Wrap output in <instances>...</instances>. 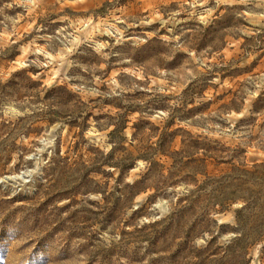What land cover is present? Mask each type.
Segmentation results:
<instances>
[{
  "label": "rangeland",
  "instance_id": "1",
  "mask_svg": "<svg viewBox=\"0 0 264 264\" xmlns=\"http://www.w3.org/2000/svg\"><path fill=\"white\" fill-rule=\"evenodd\" d=\"M0 264H264V0H0Z\"/></svg>",
  "mask_w": 264,
  "mask_h": 264
}]
</instances>
